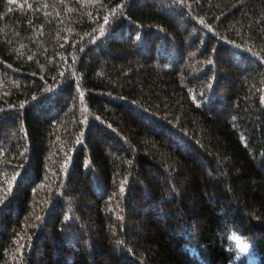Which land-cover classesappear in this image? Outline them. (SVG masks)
I'll list each match as a JSON object with an SVG mask.
<instances>
[{"label":"trees","instance_id":"1","mask_svg":"<svg viewBox=\"0 0 264 264\" xmlns=\"http://www.w3.org/2000/svg\"><path fill=\"white\" fill-rule=\"evenodd\" d=\"M0 264H264V0H0Z\"/></svg>","mask_w":264,"mask_h":264},{"label":"clouds","instance_id":"2","mask_svg":"<svg viewBox=\"0 0 264 264\" xmlns=\"http://www.w3.org/2000/svg\"><path fill=\"white\" fill-rule=\"evenodd\" d=\"M221 244L226 251L237 254V259L246 255L251 248V242L247 236L237 231L235 227H229L221 234Z\"/></svg>","mask_w":264,"mask_h":264}]
</instances>
